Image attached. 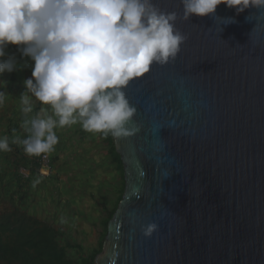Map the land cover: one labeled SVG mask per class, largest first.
<instances>
[{
  "label": "water",
  "instance_id": "95a60500",
  "mask_svg": "<svg viewBox=\"0 0 264 264\" xmlns=\"http://www.w3.org/2000/svg\"><path fill=\"white\" fill-rule=\"evenodd\" d=\"M153 2L186 39L123 89L140 130L113 137L124 190L93 264H264V9Z\"/></svg>",
  "mask_w": 264,
  "mask_h": 264
},
{
  "label": "clouds",
  "instance_id": "9594fccd",
  "mask_svg": "<svg viewBox=\"0 0 264 264\" xmlns=\"http://www.w3.org/2000/svg\"><path fill=\"white\" fill-rule=\"evenodd\" d=\"M180 3L183 21L213 14L221 3L237 13L264 9V0ZM177 19L175 11H162L153 0H0V57L13 44L34 62L19 95L21 111L26 117L33 113L32 97L48 106L26 118V137L12 142L22 144L26 154L40 156L54 150L57 127L79 123L86 132L115 138L137 133L139 126L132 122L136 108L123 89L153 63L175 59L186 39L175 28ZM15 67L14 58L0 60V74ZM4 96L0 91V103ZM10 150L8 137H0V151ZM156 229L149 223L141 230L149 237Z\"/></svg>",
  "mask_w": 264,
  "mask_h": 264
},
{
  "label": "rangeland",
  "instance_id": "374dc122",
  "mask_svg": "<svg viewBox=\"0 0 264 264\" xmlns=\"http://www.w3.org/2000/svg\"><path fill=\"white\" fill-rule=\"evenodd\" d=\"M5 48V55L0 60L6 61L13 57L9 53V47ZM32 68L33 66L27 67L23 62L17 61L12 72L14 76L9 75V72L0 74V79L4 82V85L0 83V91L6 92L0 103V137L11 135L12 123H17L18 129L22 128L23 121H17L23 120L25 114L18 111L15 115L12 108L22 107L17 100H20V93L25 91L23 81L31 78ZM32 103L34 106L37 103L34 97ZM54 131L58 143L49 155L46 154L42 160V168L20 193L16 191L17 184L15 185L16 180L11 171L14 170L15 175L17 173L27 177L28 172L21 170V167L24 165L23 159L30 160V155L23 148L19 153L16 149L0 151V216L14 211L25 212L64 232L69 242L80 245L82 252L87 254L97 247L99 241V223L95 219L102 216L97 211L105 188L102 183L113 182L114 177L108 178L101 167H95L100 164L99 150L104 152V149L99 143V147L94 146L88 138L97 136V133L84 131L79 123L57 127ZM79 134L86 136L81 145L77 143ZM55 156L58 157L57 160L54 159ZM105 196L108 203H113L114 195L108 193ZM107 206L111 207L112 204Z\"/></svg>",
  "mask_w": 264,
  "mask_h": 264
},
{
  "label": "trees",
  "instance_id": "16d2710c",
  "mask_svg": "<svg viewBox=\"0 0 264 264\" xmlns=\"http://www.w3.org/2000/svg\"><path fill=\"white\" fill-rule=\"evenodd\" d=\"M5 47H9V53L16 64L18 61L23 62L27 67L34 65L29 57L23 56L18 50L22 46L7 44ZM38 106L42 105L38 102ZM33 112H36V110H33ZM13 129H16V127ZM8 138L11 139V137ZM85 139L86 136L79 134L77 143L81 145L85 142ZM88 141L92 142L94 146H98L99 143L104 149V152L102 149L99 150L101 152L98 157L100 164L95 167H101L102 172L108 178L114 177L113 182L106 181L102 183L105 188L104 193L101 195L102 203L97 209L102 216L95 219L99 223L97 247L84 254L82 247L69 242L65 233L61 230L47 225L25 212L14 211V213L0 216V264H93L95 257L101 252L107 224L121 200L124 180L122 162L115 151L113 137L110 134L105 137L102 133H97V136L89 137ZM9 142L11 141L9 140ZM9 147L11 149L12 144H9ZM16 150L18 153L21 152L20 149ZM44 157H46V154L32 156V161H28V163L31 162V176L26 179L21 177L18 179L17 193H20L31 178L37 175L43 166L42 160ZM57 158L55 156L54 159L57 160ZM49 166H52L51 161ZM108 193L115 196L113 203L112 201L108 203L107 199L105 200V194ZM109 204H112V206L108 207Z\"/></svg>",
  "mask_w": 264,
  "mask_h": 264
},
{
  "label": "crops",
  "instance_id": "0c3cea01",
  "mask_svg": "<svg viewBox=\"0 0 264 264\" xmlns=\"http://www.w3.org/2000/svg\"><path fill=\"white\" fill-rule=\"evenodd\" d=\"M13 72V71H12ZM12 72H10L9 73V75H13V73ZM14 76V75H13ZM27 77V76H26ZM25 77V78H26ZM29 77H31V76H29ZM0 81H1V79H0ZM4 93H6L5 91H4ZM17 101H20V100H17ZM43 106H46V105H42V106H38V101H37V103H36V105L34 106V108H33V110H36V111H38L41 107H43ZM13 109L15 110V115H17L18 114V111H21V107H19L18 109H17V107H14V108H12V111H13ZM22 112V111H21ZM33 115H35V112H33V113H31V114H29V117H24L23 118V120L22 119H20V120H18L17 122L19 123V121H24L26 118H30L31 116H33ZM17 123H12V126H11V129H12V132L11 133H9V134H11V135H8L7 137H11V139H9L8 138V141L10 140L11 142L13 141V139H15V138H17V137H19L21 140L22 139H24V137H26V135H27V133L25 132V130L23 129V128H20L19 127V129L17 128ZM16 127V129H13V128H15ZM11 142H9V144H12V147H11V150H15V149H21L22 150V148H23V145L22 144H19V143H11ZM23 161H24V165H22V167H21V170H24V171H26V172H28V175H27V177H23L21 174H17L16 173V175L14 174V170L13 171H11V172H13V178L16 180V182H15V185L17 184V182H18V179L21 177V178H24V179H26V178H29L30 176H31V173H30V168H31V162H29L28 163V161H32V156H30V160H27V158H24L23 159ZM19 173V172H18ZM32 179V178H31Z\"/></svg>",
  "mask_w": 264,
  "mask_h": 264
}]
</instances>
